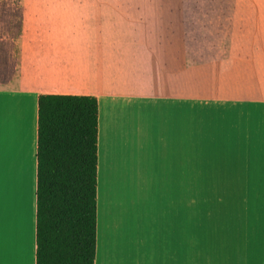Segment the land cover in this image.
<instances>
[{"label":"crops","instance_id":"0c3cea01","mask_svg":"<svg viewBox=\"0 0 264 264\" xmlns=\"http://www.w3.org/2000/svg\"><path fill=\"white\" fill-rule=\"evenodd\" d=\"M254 13L247 38L257 24L256 7ZM23 22L15 40L16 76L0 85V264L36 260L41 94L93 95L98 100L95 264H264V207L259 201H240L238 223L226 217L225 235L209 232V224L184 228L180 196L184 145L203 150L207 163H226L237 152L238 173L233 175L238 184L228 190L264 193V90L256 87L251 99L185 102L181 94L135 91L131 82L110 81L96 66L93 93H84L65 75L70 31L53 27L33 47L24 41ZM105 29L101 25L96 32ZM247 54L248 59L238 60L252 62V53Z\"/></svg>","mask_w":264,"mask_h":264},{"label":"rangeland","instance_id":"374dc122","mask_svg":"<svg viewBox=\"0 0 264 264\" xmlns=\"http://www.w3.org/2000/svg\"><path fill=\"white\" fill-rule=\"evenodd\" d=\"M170 1L174 0H0V9L18 11V18L24 15V41L33 42V47L42 42L47 30L68 29L71 61L64 63L69 69L65 75L67 82L79 83L84 93H93L96 66L110 81L131 82L135 91L181 94L185 102L251 99L256 87L264 90V0H244L247 7L257 8V24L250 38H225L222 55L202 62L158 36L168 19L163 5ZM101 25L107 29L97 33ZM247 52L252 53V62L238 60V53L245 56ZM200 134L198 130L195 137L202 138ZM192 148L184 145L180 194L184 228L209 224V232L226 235V217H232L233 225L238 223L239 202L259 201L264 207V193L228 190L238 184L234 176L237 152L232 151L226 163H207L201 157L206 156L203 150ZM188 214L192 220L186 219Z\"/></svg>","mask_w":264,"mask_h":264},{"label":"trees","instance_id":"16d2710c","mask_svg":"<svg viewBox=\"0 0 264 264\" xmlns=\"http://www.w3.org/2000/svg\"><path fill=\"white\" fill-rule=\"evenodd\" d=\"M247 5L242 0L166 2L168 19L157 34L199 62L212 61L222 55L225 38L249 36L255 7ZM17 14L0 9V85L15 78L19 64L15 40L23 32L24 15ZM98 114L93 95L38 96L35 264H95Z\"/></svg>","mask_w":264,"mask_h":264}]
</instances>
